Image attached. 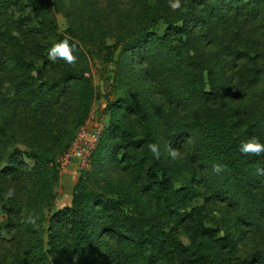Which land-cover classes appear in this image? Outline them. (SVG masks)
<instances>
[{
	"label": "trees",
	"instance_id": "16d2710c",
	"mask_svg": "<svg viewBox=\"0 0 264 264\" xmlns=\"http://www.w3.org/2000/svg\"><path fill=\"white\" fill-rule=\"evenodd\" d=\"M67 1L0 0V74L12 88L0 109L10 105L28 116L25 133L10 132L16 119L0 120V211L11 234L0 264H264L262 250L238 255L240 229L264 212V175L257 171L264 154L242 155L239 145L253 136L264 142V111L224 106L227 64L223 53L207 51L212 43L223 48L233 18L253 14L264 0H188L175 11L166 1L141 0L114 34L76 23L59 31L50 8L59 11ZM27 10L38 22L26 29ZM15 11L21 16L7 20ZM160 19L162 34L155 31ZM38 37L43 43L32 41ZM63 39L74 45L75 65L48 59ZM91 58L112 63L122 93L107 101L108 124L70 204L50 212L60 179L56 159L98 98ZM14 140L28 150L10 148ZM149 143L160 145L159 160ZM169 145L180 158L168 156ZM214 163L228 170L217 175ZM198 197L235 210L236 232L226 219L208 225L202 208L190 207ZM29 215L38 217L35 226L25 222Z\"/></svg>",
	"mask_w": 264,
	"mask_h": 264
},
{
	"label": "rangeland",
	"instance_id": "374dc122",
	"mask_svg": "<svg viewBox=\"0 0 264 264\" xmlns=\"http://www.w3.org/2000/svg\"><path fill=\"white\" fill-rule=\"evenodd\" d=\"M158 1L169 2V0H149L152 5ZM139 3H141V0H122L118 5H113L110 0H70L60 4L58 6L59 11L50 8V13L55 17L59 31H63L71 24L76 23L89 29L97 25L109 27L111 28V33L114 34L118 30L124 29L130 7H137ZM10 14H8L7 18L9 21H13L18 15L21 16L20 12L17 11L11 14L12 17ZM21 17L25 18V20H22L26 22L23 25L26 29L36 25L38 22V19L34 17V13L29 10L25 11ZM235 18H233L232 28L227 32H223V48L220 42L219 45H213L212 43L209 47L207 46V51L213 52L217 50L223 53V60L227 64L222 79L223 86L228 87L224 95V106L230 110L250 108L256 112H261L264 111V6L259 7L251 15H242ZM164 28L165 24L160 19L155 26V31L158 34H162ZM11 31L14 34L16 33L14 29H11ZM38 40L43 43L44 38L32 39V41ZM107 42L108 44L112 42L111 36L108 37ZM0 46H2L1 43ZM230 48L239 49V51L231 55L228 51ZM8 63L12 66L10 61ZM89 69L98 98L92 105L90 114L83 127H79L78 130L80 131V129L84 128L87 131H99L100 137L101 132L108 124L107 101L120 95L122 88L113 84L112 63H105L101 62L100 59L91 58L89 60ZM11 96V84L7 76L2 73L0 74V103L5 97L9 98ZM27 117L25 119L19 109H12L10 105L5 107V109H0V120L14 121L16 119L19 122L13 123V127L15 124L18 126L15 128L16 130L10 131L11 133H25L28 128ZM21 126L22 128H20ZM74 139L69 147L72 146ZM12 144L10 148H18L20 151L28 150L27 146L17 140L12 141ZM59 172L61 179H59V183L55 188L56 197L50 212L70 204L72 186L81 170L76 167V164H71L63 168L59 167ZM262 189L260 191L264 193V188ZM190 207L202 208L203 212L207 214L206 223L208 225H212L214 220L221 221L226 219V226H228L229 231L236 232L237 227H239V224L235 221L237 212L226 205L224 201H205L204 197H198L193 200ZM4 223L5 218L0 211V251L10 249L11 234ZM240 230L243 238L238 244V255L241 258H245L246 255L258 250L264 251V212L259 215L257 224L254 226L244 225ZM180 240L184 244L188 243L183 233H180Z\"/></svg>",
	"mask_w": 264,
	"mask_h": 264
},
{
	"label": "clouds",
	"instance_id": "9594fccd",
	"mask_svg": "<svg viewBox=\"0 0 264 264\" xmlns=\"http://www.w3.org/2000/svg\"><path fill=\"white\" fill-rule=\"evenodd\" d=\"M169 6L172 10H178L182 7L181 0H169ZM74 45L70 44L68 39H63L52 44V46L47 51L48 59L52 62L60 59L63 60L68 65H75L77 63V57L73 52ZM148 150L151 152L153 157L157 160L161 157V149L158 143H149ZM239 151L245 156H261L264 154V142H261L257 137H250L249 139L242 141L239 145ZM168 156L172 160H177L181 157V152L174 147L169 145ZM228 170L226 164L214 163L212 165V172L220 175ZM259 174L264 175V169L257 170ZM6 196L11 198L15 196V188H9ZM38 217L34 215H29L25 222L36 225Z\"/></svg>",
	"mask_w": 264,
	"mask_h": 264
},
{
	"label": "built area",
	"instance_id": "2783aa9c",
	"mask_svg": "<svg viewBox=\"0 0 264 264\" xmlns=\"http://www.w3.org/2000/svg\"><path fill=\"white\" fill-rule=\"evenodd\" d=\"M99 134V131L95 130L87 131L84 128L78 130L72 146L57 157L58 166L63 168L67 165L76 164L79 170L88 168L89 158L99 139Z\"/></svg>",
	"mask_w": 264,
	"mask_h": 264
},
{
	"label": "crops",
	"instance_id": "0c3cea01",
	"mask_svg": "<svg viewBox=\"0 0 264 264\" xmlns=\"http://www.w3.org/2000/svg\"><path fill=\"white\" fill-rule=\"evenodd\" d=\"M60 179H61V177H60Z\"/></svg>",
	"mask_w": 264,
	"mask_h": 264
}]
</instances>
